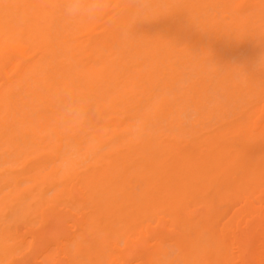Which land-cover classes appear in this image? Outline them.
<instances>
[{
  "label": "bare ground",
  "instance_id": "bare-ground-1",
  "mask_svg": "<svg viewBox=\"0 0 264 264\" xmlns=\"http://www.w3.org/2000/svg\"><path fill=\"white\" fill-rule=\"evenodd\" d=\"M65 2L0 0V264H264V0Z\"/></svg>",
  "mask_w": 264,
  "mask_h": 264
},
{
  "label": "clouds",
  "instance_id": "clouds-1",
  "mask_svg": "<svg viewBox=\"0 0 264 264\" xmlns=\"http://www.w3.org/2000/svg\"><path fill=\"white\" fill-rule=\"evenodd\" d=\"M105 0H66L64 11L69 18L95 19L104 13ZM90 109L68 96L61 105V114L68 121L87 119Z\"/></svg>",
  "mask_w": 264,
  "mask_h": 264
}]
</instances>
